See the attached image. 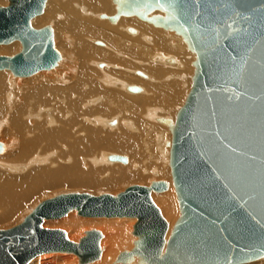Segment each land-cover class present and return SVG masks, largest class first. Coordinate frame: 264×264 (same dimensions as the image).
Listing matches in <instances>:
<instances>
[{
  "label": "water",
  "instance_id": "obj_1",
  "mask_svg": "<svg viewBox=\"0 0 264 264\" xmlns=\"http://www.w3.org/2000/svg\"><path fill=\"white\" fill-rule=\"evenodd\" d=\"M45 1L0 6V45L21 43L16 55L0 56V70L28 77L57 61L51 28L30 24ZM155 5L175 14L155 23L182 33L197 56L172 127L170 168L181 214L168 239L167 222L151 199V192L167 189L164 181L115 196L66 193L0 229V264H28L52 251L73 253L80 264L97 260L99 231H86L74 243L63 230L42 227L43 219L73 210L82 217L136 219L139 240L119 260L138 255L148 264H245L264 257V0H126L119 11L144 19L135 10Z\"/></svg>",
  "mask_w": 264,
  "mask_h": 264
},
{
  "label": "bare ground",
  "instance_id": "obj_2",
  "mask_svg": "<svg viewBox=\"0 0 264 264\" xmlns=\"http://www.w3.org/2000/svg\"><path fill=\"white\" fill-rule=\"evenodd\" d=\"M122 1L46 0L30 24L34 29L51 28L57 61L28 78L0 70V225L52 190L115 191L123 184L143 183L151 170L169 180L163 164L170 166V152L164 151V141L170 136L171 151L172 127L181 107L175 109L196 71L191 60L197 56L189 52L182 33L154 21L175 14L155 5L150 12L144 7L135 10L144 14L142 19L119 11ZM20 50L18 40L0 45L2 56ZM170 54L178 61L166 57ZM159 60L170 65L155 64ZM116 154H127L132 166L108 163H129ZM172 186L168 183L164 193L151 192L168 222L165 239L180 217ZM73 211L59 221L69 241L78 243L93 226L101 231L100 257L86 264H148L138 255L119 260L135 247L133 240H139L133 233L135 218L80 219ZM46 220L55 219H43L42 227L50 229L43 224ZM28 264L80 263L73 253L52 251ZM248 264H264V259Z\"/></svg>",
  "mask_w": 264,
  "mask_h": 264
},
{
  "label": "rangeland",
  "instance_id": "obj_3",
  "mask_svg": "<svg viewBox=\"0 0 264 264\" xmlns=\"http://www.w3.org/2000/svg\"><path fill=\"white\" fill-rule=\"evenodd\" d=\"M4 2V3H3ZM5 2H7V0L5 1V0H2V1H0V6H5ZM3 3V4H2ZM142 10H144V8L142 9ZM151 11V10H150ZM149 11V12H150ZM148 12V11H147ZM44 26H47V25H44ZM44 26H42V27H40V28H38V29H41V28H43ZM154 26H155V24H154ZM160 27V29L161 30H165V29H163L161 26H159ZM37 29V30H38ZM132 29H134V28H132ZM166 31H171V32H173V30H166ZM173 33H175V34H178V33H176L175 31L173 32ZM183 36V35H182ZM99 42V41H98ZM102 42V41H101ZM104 43V42H103ZM146 43V42H145ZM148 44V43H147ZM93 46H98V45H96V44H94ZM99 47V46H98ZM187 48H188V44H187ZM188 50H189V52L191 53V54H193L194 52L190 49V48H188ZM21 51V50H20ZM193 53H192V52ZM19 53V52H18ZM16 55V54H15ZM193 55H195V54H193ZM0 56H2V55H0ZM6 57H10V56H6ZM12 57V56H11ZM166 57H172V58H174V60L177 62L178 61V57L176 56V55H174V54H170L169 56H167L166 55ZM161 59V58H160ZM192 61V65H191V67L193 66L195 69H196V67H195V62L194 61H196V60H191ZM161 62V63H160ZM176 62H175V64H176ZM194 62V63H193ZM155 64H166V63H163V61L161 60H159V62H155ZM166 65H170V64H166ZM192 67V70H195L194 68ZM46 71H48V70H46ZM10 72V71H9ZM194 73H195V71H193V72H191V75H190V78H189V86H185L184 88H183V92H184V94H183V96H182V99H181V101L179 102V104L181 105H179V104H177V107H176V109H175V111L177 112V108H180V107H182V105H183V103H184V101H185V97H186V95L189 93V91H190V87H191V83H192V79H193V76H194ZM13 75V74H12ZM32 76V75H31ZM16 77H18V76H16ZM30 77V76H29ZM19 78H21V77H19ZM23 78V77H22ZM24 78H28V77H24ZM131 86H135V87H139V88H141V90H143V88H142V86H139V85H131ZM11 91V90H10ZM9 90H8V92L9 93H11ZM7 92V91H6ZM13 93V92H12ZM11 93V94H12ZM126 93L127 94H129V95H139V94H130V93H128L127 91H126ZM142 94V93H141ZM170 133V132H169ZM170 135V134H169ZM170 137V136H169ZM169 137H167L166 139H165V145H168V146H170L169 144H170V142H168L167 140H169L170 141V138ZM167 143V144H166ZM168 146H165L164 148H165V152H167V153H169L170 152V147H168ZM167 147V148H166ZM167 149V150H166ZM116 155H120V156H123V157H126L127 158V160H128V162L129 163H127L126 165H124V164H122V163H120V162H114V163H111V162H108V163H110V164H118V165H121V166H132V164L133 163H130V159L128 158L129 156H127V154H116ZM168 156H169V154H168ZM156 163V165L158 164L157 162H155ZM163 166H165V170L168 172V175H169V180L168 179H166V178H159L158 177V175H157V173L155 174V172L156 171H150L149 172V174L148 175H151V176H148V175H146L145 173H143V174H145V180H144V182L143 183H131V184H123V185H121V186H118L117 187V189L114 191H110L109 189H107V188H99V189H96L95 191H85V190H73V189H67V188H62V189H56V190H52V191H50V192H47V193H44L43 195H40L39 197H36V199L33 201V202H31V203H28L26 206H25V209H23V212H21L20 214H18V216H16V217H14L13 219L14 220H10L9 222H7V223H3V224H5L4 226H3V224H1L0 225V229H8V228H11V227H14V226H16V225H18L24 218H25V216L26 215H28L29 214V212H31L40 202H42V201H44V200H46V199H49V198H52V197H54V196H56V195H60V194H66V193H75V192H77V193H79V192H84V193H88V194H91V195H100V194H111V195H113V196H115L116 194H118L119 192H121V191H123L125 188H127V187H129V186H132V185H141V186H149V184L151 183V182H153V181H164V182H166V184H167V186H168V183L169 184H171V185H173V181H172V177H171V169H170V166L167 164V166L166 165H164L163 164ZM154 167H157V166H154ZM159 167H161V165L159 166ZM167 168H168V170H167ZM134 169H136V168H134ZM153 170H155L154 168H152ZM154 172V173H153ZM170 173V174H169ZM149 179V180H148ZM153 180V181H152ZM167 180V181H166ZM171 181V182H170ZM150 182V183H149ZM168 182V183H167ZM173 188H174V186H172ZM168 189V188H167ZM69 191V192H68ZM167 191V190H166ZM165 191V192H166ZM174 191H175V188H174ZM162 193H164V192H162ZM155 194H158V193H155ZM161 194V193H160ZM175 195H176V191H175ZM41 197V198H40ZM176 198H177V195H176ZM153 200V199H152ZM154 202V201H153ZM177 202H178V198H177ZM155 204V203H154ZM179 204V203H178ZM156 205V204H155ZM157 207H158V209H159V211H160V213H161V216L165 219V221H166V218L164 217V215L162 214V211H161V207L159 206V205H156ZM160 207V208H159ZM179 211H180V209H179ZM76 211H73L72 212V214H73V216L75 217V218H83V217H81V216H78V214H77V212L75 213ZM69 214V213H68ZM67 214V215H68ZM181 214V213H180ZM67 215L64 217V218H66L67 217ZM179 218V217H178ZM61 219L62 218H60V219H55V220H49V221H44V223L43 224H46V226H49L50 227V229H60V230H63V231H65L66 232V229L61 225V222H59V221H61ZM84 219V218H83ZM52 223H51V222ZM56 221V222H55ZM46 222V223H45ZM167 222V221H166ZM58 223H60V224H58ZM168 223V222H167ZM97 230V231H99L100 230V228L99 227H96L95 228V226H93V227H90L89 229H87V231H89V230ZM86 231V230H85ZM99 232H101V231H99ZM136 239H138V237L137 236H134ZM136 241L137 240H133V244H132V246L134 247V246H136ZM132 247V248H133ZM125 251H127L126 249H125ZM131 251V250H130ZM134 256V255H133ZM136 258H138V257H136ZM262 259H264V257L263 258H261V259H258V260H255V261H251L252 263H254V262H259L260 260H262ZM45 260H47V261H50L51 259L50 258H48V259H45ZM251 262H248V263H251ZM248 263H245V264H248Z\"/></svg>",
  "mask_w": 264,
  "mask_h": 264
}]
</instances>
